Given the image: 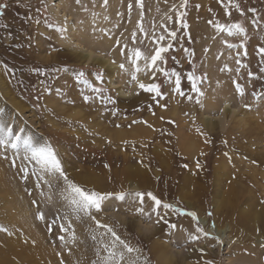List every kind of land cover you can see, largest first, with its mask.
<instances>
[{
	"label": "rangeland",
	"instance_id": "374dc122",
	"mask_svg": "<svg viewBox=\"0 0 264 264\" xmlns=\"http://www.w3.org/2000/svg\"><path fill=\"white\" fill-rule=\"evenodd\" d=\"M185 2L187 7L180 8ZM233 3L240 5L243 16L229 0H141L140 5L136 0H0L7 5L0 9V108L9 114L11 124L24 129L35 143H50L67 175L84 188L113 193L150 191L163 203L196 213L198 219L193 221L186 214L159 208L160 216L176 224L169 229L163 221L156 223L154 202L147 196L144 214L135 212L137 205L131 197L120 201L113 196L104 202L102 211L93 209L97 219L140 249L139 264L145 259L148 264H264V227L259 215L264 207V165L251 155V151H264V55L257 51L258 46L264 47V0ZM177 10L186 13V28L174 23ZM226 10L231 14L225 15ZM210 20L239 22L247 36L229 37L210 25ZM138 21L147 36L140 35ZM162 24L177 32L162 67L181 76L184 96L173 91L175 77L165 83L159 73L152 81L141 72L133 81L127 49L121 55L116 46L120 39L121 46L139 47L150 54L149 37L159 34ZM133 31L138 34L135 44ZM241 39L245 48L229 49L224 42L239 45ZM98 42L104 47L100 49ZM76 46L104 57L113 70L82 61ZM236 59L247 65L239 73ZM121 63L125 71L119 68ZM139 63L143 67V61ZM193 71L202 78L199 97L185 75ZM233 80L244 88L243 96L236 92ZM139 82L163 84L164 98L153 99L154 93L140 89ZM222 86L230 87L227 101L236 109L232 117L223 114V100L217 97ZM94 87L103 92L96 94ZM84 96L89 99L85 101ZM205 99L221 104L208 109ZM205 112L218 120L206 125L200 118ZM0 161L19 184L41 230L36 236L31 234L18 219H10L0 203L1 264H50L49 252L58 264H93L97 251L105 254L98 242L104 230H97L83 214L77 218L63 199V181L40 173L38 166L28 162L24 165L30 178L22 179L21 161L11 150H0ZM128 168L136 175L123 178L122 171ZM33 172L45 179L38 180ZM249 204L252 213L245 218ZM38 212L45 214V220L36 218ZM61 225L66 231H60ZM197 226L209 235L196 233ZM190 235L199 239L193 241ZM1 237L11 245L2 243ZM104 239L107 242L110 237ZM71 250L78 253L74 261Z\"/></svg>",
	"mask_w": 264,
	"mask_h": 264
},
{
	"label": "snow or ice",
	"instance_id": "6c2138e0",
	"mask_svg": "<svg viewBox=\"0 0 264 264\" xmlns=\"http://www.w3.org/2000/svg\"><path fill=\"white\" fill-rule=\"evenodd\" d=\"M77 3H79V0H77ZM105 3H107V0H105ZM136 4L140 5L141 0H136ZM229 4L232 5L237 9V11L240 12V15H244V11L240 8L239 4H234L233 0H229ZM7 7L6 4H0V9H3ZM176 6L173 5V8ZM187 4L181 3L180 8H186ZM132 5H129V10H131ZM171 11V9H170ZM249 12H254L253 9H249ZM186 13L181 11H176L175 13V21L174 23L177 26H180L182 28H186L187 24L184 23L183 17ZM231 13L226 10L225 15H230ZM142 18V14H141ZM173 17L168 16L167 20L172 21ZM210 25H213L215 29L218 32L226 33L229 37H246L247 36V30L245 27L239 23V22H233L230 24H222L219 22L213 23V21L208 22ZM252 23H256L255 20L252 21ZM137 28L139 29V33L141 36H147L148 33L144 31V28L140 21L137 22ZM160 28L162 31L159 34L153 33L149 37L150 44L153 46L149 49L150 54H145L142 52L141 48L134 47L129 48L127 44L121 46L120 39H116V46L119 48V52L121 55H125V49H127V60L132 65V72H131V79L133 81H136L138 79L137 73L143 72L148 78L152 81L157 80L158 73L165 77V83L171 78L175 77L174 80V89L173 91L175 93H178L180 96H184L185 93L182 91L181 86V76L173 71L169 72L167 68L162 67V65H165L167 63L166 55L172 50L173 43L172 41H175L177 37V32L169 27H167V24L160 25ZM138 39V34L136 31H133L131 33V40L132 43L135 44ZM229 49L233 48H245V43L243 39H241V42L239 45H234L232 43H228L227 41H224ZM141 44L144 43L143 40L140 41ZM187 52L188 50L185 49ZM207 51V49H205ZM258 53L261 55H264V47L258 46L257 48ZM194 53H189V55H193ZM240 54L239 52L237 53ZM243 55H247V52L245 51ZM219 59V57H217ZM143 61V67L140 65V61ZM115 63V61H113ZM191 63V61H189ZM235 64L238 66L236 68V72L239 73L241 67H247V65L242 64L240 59L235 60ZM119 68L122 71H125V65L121 63L119 65ZM225 68H227V65H225ZM225 69H221V71H224ZM261 71L264 72V68H261ZM79 75H83V73H80ZM186 79L190 85L191 91L196 94L197 97L203 95V93L200 91L198 87V81L201 80V77H197L195 75V72H189L186 73ZM248 75L251 77L253 73L249 72ZM100 79V77H98ZM233 84L235 85L236 92L243 96L244 95V88L235 80H233ZM163 84L152 82L145 84L143 82L138 83V87L140 89H143L145 92L148 93H154L153 99L164 98V93L162 91ZM92 91L96 94H101L103 92V89L100 87H94L92 88ZM255 95V93H254ZM85 101L89 99L88 96L83 97ZM189 100H192L193 97L189 96ZM109 103L115 104V101L109 100ZM197 103L200 101L197 99ZM115 114V112H113ZM199 131V129H197ZM208 142V141H206ZM0 150H3L5 153H7L9 150H11L16 159H19L21 161V166L19 167V171L23 174L22 179L28 180L29 177V170L24 165V162H28L33 164L34 166H38L40 173L47 174L48 177H55L58 181H63V189L62 192L65 193L63 195V199L66 200L68 206L71 208L72 212L77 215V218H82L80 214H83V216L89 217L96 225V229H103L104 231L100 233V240L98 241L100 244V247L102 248L103 252L105 253L103 256H101L100 251H97L96 255L98 257V260L93 261V264H139L140 261V249L133 247L129 242L122 239L117 232L115 231L114 227L110 226L109 224L102 223L101 220L97 219L95 215H93V209L98 213L102 211V205L105 201L109 200V198L115 196V199L124 201L126 198L131 197L133 203L137 205L135 208V212L138 214H144V203H145V196L147 198L154 202V205L152 207V211L157 214L158 219L156 223H160L163 221L164 224L168 226L169 229H175L176 224L170 223L167 219H164L163 216L159 215L158 209L163 208L165 210H168L172 213L177 214H186L188 216H191L193 221H197V215L195 212H184V210L173 206L169 203H163L160 199H158L155 195H153L152 192H142V191H135V192H128V191H121L119 193H113V192H101L96 191L93 189H87L76 182H74L66 173L64 166L62 165V162L58 156V153L56 150L52 147L50 143H42L38 144L35 143L30 136H28L24 129L22 128H16L11 124L9 114L6 112L5 109L0 108ZM13 163H15L13 161ZM105 167L107 168L108 165L105 164ZM199 167V164L197 165ZM38 175L37 173L33 172L32 175H37L38 180H44V175ZM35 203V201L33 202ZM167 214V212L165 213ZM208 215H211L209 213ZM37 219L39 220H45V214L43 212H38ZM151 218V217H149ZM56 219H60V217H56ZM53 223H55V219L53 220ZM68 228H71V224L68 225ZM52 228L49 225V231H51ZM60 231L64 232L66 231L65 227L63 225L60 226ZM196 233H202L205 236H208L209 234L204 232L203 228L197 226L196 227ZM109 236L110 239L106 242L104 237ZM73 239H75V233H72ZM191 240H197L199 239V236L197 235H190L189 237ZM214 239H217V242L219 243V239L216 237H213ZM60 240H64L63 236L59 237ZM92 239L95 241L97 240V236L93 235ZM264 247V245H262ZM201 251H203L201 249ZM59 255V253H57ZM61 264H64L63 261H61ZM144 264H148V261L145 259ZM206 264H212L211 261H207Z\"/></svg>",
	"mask_w": 264,
	"mask_h": 264
},
{
	"label": "bare ground",
	"instance_id": "6f19581e",
	"mask_svg": "<svg viewBox=\"0 0 264 264\" xmlns=\"http://www.w3.org/2000/svg\"><path fill=\"white\" fill-rule=\"evenodd\" d=\"M58 8H55V10L57 11ZM62 11V9H61ZM55 14H57L58 12H54ZM137 15V14H136ZM135 16V15H134ZM133 20L135 19V17L132 18ZM96 45L101 49L104 47V43L102 42H98L96 43ZM78 48V50L80 51V55H79V58L82 60V61H85V62H89V61H92V62H95L97 63V65L99 66H102V67H108V69L110 70H113V66L110 65V63H108V60H106L104 57L102 56H99L98 54H95L92 50H88V49H82L80 48L79 46H76ZM209 93L211 94L212 96V93L209 91ZM215 95V94H214ZM218 95L220 96L219 98H221L223 100V103H222V111H223V114H230L231 117L232 115L236 112V109L231 106L229 103H228V99L231 97L230 96V87H227V86H222L220 88L217 89V97ZM229 98H228V97ZM210 97V96H209ZM218 98V100H219ZM206 100V99H205ZM208 100V98H207ZM206 100V107L208 109L210 108H215L217 107L218 104H221V103H218L217 105H213V103H210V101H207ZM221 100V101H222ZM13 102V101H12ZM218 102V101H216ZM220 102V101H219ZM14 104H16L17 106H19L21 109H23V107L17 103V102H13ZM204 103V104H205ZM2 107V106H0ZM219 107V106H218ZM221 107V106H220ZM219 107V108H220ZM218 117V116H217ZM201 120L207 125H210L211 123L213 124V122L217 121L218 118L214 119L212 117H210L209 115L206 114H203L201 117ZM222 118V117H221ZM223 120V119H222ZM220 122H222L221 120H219ZM243 121H245V119H243ZM240 125V124H239ZM212 126V125H211ZM263 126V125H262ZM260 127V126H259ZM258 127V128H259ZM214 128V127H213ZM262 128V127H261ZM256 129V128H255ZM258 130V129H256ZM260 130V129H259ZM263 132V131H262ZM119 135V133H118ZM259 135V134H258ZM264 137V136H263ZM187 138V137H186ZM189 142V141H188ZM189 146V145H188ZM251 155L253 158L255 157H258L260 158L259 161H262L261 164L264 165V151H251ZM122 174H123V178H127L129 176H135L136 174L133 173L129 168L126 169V170H123L122 171ZM217 177V176H216ZM216 177H213V178H216ZM262 177H263V180H264V173L262 172ZM144 178H141V180H143ZM186 183V182H185ZM187 184V183H186ZM264 192V191H263ZM217 194V193H215ZM22 196V197H21ZM0 200H1V208L7 210L9 212V216H10V219L14 220V221H17V219L20 221L18 222L19 224H21L24 228H26L31 234L33 235H38L40 234V228H39V224L36 223V221L34 220V217L33 215L30 213V205L27 203L26 199H24V195L20 192V188H19V184L14 181V179L10 176V174H8V169L5 168L2 164V161H0ZM251 202V201H249ZM250 207L248 208V211H244L243 212V216L246 218L248 217L252 212H251V209H252V204H249ZM1 212V211H0ZM260 218H261V222L263 224V227H264V207L261 208V212H260ZM201 223L205 224V220L203 218H199ZM207 225V224H205ZM15 228V227H14ZM16 229V228H15ZM207 229V228H206ZM209 229V227H208ZM218 232V231H217ZM42 234V232H41ZM224 234V232H223ZM221 235V234H220ZM32 237V236H31ZM34 237V236H33ZM39 237L38 240L40 241V243H42V245H44L45 243L42 241V237L39 235L37 236ZM2 238V237H1ZM3 239V238H2ZM78 239H80V237H78ZM10 240H5L3 239L2 240V243L4 242V244L6 245H11V243L9 242ZM13 245V244H12ZM45 246V245H44ZM8 247V246H7ZM23 247V246H22ZM43 247V246H42ZM160 247V246H159ZM44 248V247H43ZM9 249V248H8ZM15 249V248H14ZM12 249V250H14ZM17 249V248H16ZM41 249V247H40ZM48 249V247H47ZM160 249V248H159ZM19 250V249H18ZM24 250V248H23ZM37 250V249H36ZM43 250V249H42ZM78 251V249H76ZM15 251V250H14ZM26 251V250H25ZM24 251V253H25ZM72 253H71V261H74L75 260V257L74 255L78 254L77 251H74V250H71ZM21 252V251H20ZM79 252V251H78ZM18 253V252H17ZM15 254V253H14ZM19 255V254H18ZM22 255V254H21ZM1 256V255H0ZM17 256V255H16ZM23 260V259H22ZM48 260L50 261V264H58L57 263V259L55 256H53V253H48ZM27 261V260H26ZM48 261V262H49ZM1 264V263H0ZM4 264V263H3Z\"/></svg>",
	"mask_w": 264,
	"mask_h": 264
}]
</instances>
